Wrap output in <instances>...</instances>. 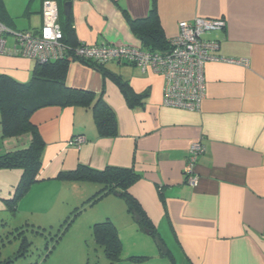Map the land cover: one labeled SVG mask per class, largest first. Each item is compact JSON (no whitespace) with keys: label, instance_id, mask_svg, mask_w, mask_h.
Returning <instances> with one entry per match:
<instances>
[{"label":"crops","instance_id":"1","mask_svg":"<svg viewBox=\"0 0 264 264\" xmlns=\"http://www.w3.org/2000/svg\"><path fill=\"white\" fill-rule=\"evenodd\" d=\"M45 1L2 0L0 23L8 31L9 50L16 46L17 33L41 31ZM54 1L63 20L64 5L71 3V40L78 45L144 51L130 22L146 20L154 0ZM155 2L168 43L179 35L182 22H226L223 30L206 37L219 42L216 55L225 61L206 64V97L200 111L165 107V79L152 70L106 65L108 73L143 96L141 104L131 107L113 80L88 63L69 59L67 86L90 92L95 100L88 107L49 106L31 115L45 145L42 166L36 183L20 199L17 189L24 172L0 169V220L21 217L36 224L43 217L60 222L102 190L100 184L66 180L65 174L81 166L126 169L139 176L129 189L140 207L139 223L119 194L87 205L77 217L83 215L92 228L112 221L122 253L125 241L133 244L130 260L150 256L166 257L169 264H264V0ZM37 63L21 55H0V76L29 83ZM98 99L114 113V136H102L97 129L92 108ZM2 122L0 112V158L30 147L31 134L7 136ZM76 137L86 142L71 145ZM199 141L207 150L196 167L198 185L192 187L184 169L190 147ZM143 217L154 236L143 234ZM148 237H158L166 254L159 253Z\"/></svg>","mask_w":264,"mask_h":264},{"label":"trees","instance_id":"2","mask_svg":"<svg viewBox=\"0 0 264 264\" xmlns=\"http://www.w3.org/2000/svg\"><path fill=\"white\" fill-rule=\"evenodd\" d=\"M155 3L154 0V8L146 20L130 22L133 31L139 33L144 51L148 53L170 49V45L165 41L160 28ZM2 8V0H0V18L3 12ZM59 22L64 33V43L72 49L78 47L79 45L71 40L74 32L71 18L59 19ZM69 59L71 58L37 63L32 80L26 84L19 83L7 76H0V112L5 134L7 136H18L27 133L32 135V142L28 149L4 155L0 158L1 170L16 168L24 172L23 180L17 189V199L24 196L28 189L36 183L42 166V153L45 145L37 128L31 123V115L35 111L49 106L88 107L95 100L92 93L75 90L67 86ZM87 65L100 70L105 77L113 80L118 85L129 106L133 107L142 103L143 96L135 94L129 84L120 77L108 73L104 67H96L93 64ZM92 112L99 133L102 136H114L116 119L109 106L103 100L98 99L94 103ZM63 177L69 181L96 183L102 186V190L96 196L72 212L67 218V222H70L72 218H76L87 205H94L108 194L121 195L130 212H140L137 201L129 193V189L139 178L132 170L107 168L104 171H96L81 166L77 171L65 174ZM141 227L143 229H153L151 223L144 217ZM93 237L95 244L103 249L106 259L111 264L121 261L122 243L112 221L106 220L94 224ZM26 245L25 242L19 257H26L23 254L27 251L28 246ZM53 249H55V246ZM134 259L139 261L145 258H132V260Z\"/></svg>","mask_w":264,"mask_h":264},{"label":"built area","instance_id":"3","mask_svg":"<svg viewBox=\"0 0 264 264\" xmlns=\"http://www.w3.org/2000/svg\"><path fill=\"white\" fill-rule=\"evenodd\" d=\"M42 14L41 31L37 34L17 33L16 46L12 50L6 46L8 31L0 23V55H21L38 63L71 58L96 67L116 63L136 66L143 73L152 70L165 79L162 102L168 108L199 112L206 97V64L225 61L216 55L219 42L206 39L211 33L226 27L223 20L198 18L192 24L180 23V33L169 42L170 49L164 54H158L124 46L79 45L72 49L64 43L58 3L46 0ZM85 142L84 137H76L72 139L71 145L79 147ZM206 150V145L201 141L194 143L189 149L184 175L186 183L192 187L198 185L196 167Z\"/></svg>","mask_w":264,"mask_h":264},{"label":"rangeland","instance_id":"4","mask_svg":"<svg viewBox=\"0 0 264 264\" xmlns=\"http://www.w3.org/2000/svg\"><path fill=\"white\" fill-rule=\"evenodd\" d=\"M81 216L70 217V222L67 218L51 222L50 218L42 217L36 224L21 217L0 220V264H111L103 249L95 244L92 226L86 224L85 217ZM25 242L28 248L23 254L26 257H19ZM152 242L155 243V240ZM125 245L121 261L116 264L170 263L166 257L153 259L150 256L132 261L128 253L130 255L133 244L130 242L128 245L125 241Z\"/></svg>","mask_w":264,"mask_h":264},{"label":"water","instance_id":"5","mask_svg":"<svg viewBox=\"0 0 264 264\" xmlns=\"http://www.w3.org/2000/svg\"><path fill=\"white\" fill-rule=\"evenodd\" d=\"M70 9H71V3L70 2L65 3V5H64V14H65L66 17L69 16ZM133 214H134L135 221L139 223L141 221L140 216L136 212H134ZM144 233L146 235H148V236H154V232L152 230H149V229H146V228H144ZM155 243H156L158 249L160 250V252L163 255H165L166 254V248L163 245L162 241L158 237H155Z\"/></svg>","mask_w":264,"mask_h":264}]
</instances>
